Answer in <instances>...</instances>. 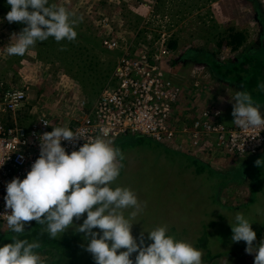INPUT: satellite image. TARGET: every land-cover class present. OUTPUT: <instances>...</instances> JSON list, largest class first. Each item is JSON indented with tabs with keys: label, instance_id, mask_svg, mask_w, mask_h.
I'll return each instance as SVG.
<instances>
[{
	"label": "rangeland",
	"instance_id": "rangeland-1",
	"mask_svg": "<svg viewBox=\"0 0 264 264\" xmlns=\"http://www.w3.org/2000/svg\"><path fill=\"white\" fill-rule=\"evenodd\" d=\"M49 2L83 18L75 28L76 40L57 43L50 37L21 57L9 56L6 49L15 41L13 34L25 25L8 23L5 17L10 5L0 0V83L2 87L27 90V99L17 113L23 123L41 114L53 120L64 117L61 122L68 123L74 116L68 111L76 109L80 98L90 101L97 97L106 87L118 55L117 50L103 47L100 41L104 35L114 37L134 51L159 47L162 36L168 43L175 41L176 47H170L172 55L168 63L186 87L187 97L181 98V109L191 111L215 104L229 108L228 112L232 113V97L241 91L238 84L223 80L208 64L193 58L194 52L211 53L214 60L226 63L264 45V0ZM238 31L245 37L242 44L228 45L226 38ZM61 47L66 50L62 51ZM137 136L128 135L127 139L118 141L116 147L124 157L123 171L112 185L113 188L127 187L141 202H146L131 230L137 242L143 233L147 246L151 243L147 231L166 225L169 235L203 252V264L208 250L220 252L208 264H253L254 254L245 252V242L232 241L230 224H234L237 213L243 214L252 222L256 233L254 245L264 242V150L239 159L215 155L207 164L204 162L208 166L199 163L204 170L197 174L194 159L183 151L165 147L150 138L139 136L136 141ZM219 213L221 218L217 217ZM85 218L86 214L79 221L74 220V224H82ZM212 219L216 220L214 236H206L209 241L205 246L195 244V238L200 236L198 231H213L207 228ZM0 230H8L7 225L0 224ZM68 230L70 235L77 233L73 228ZM81 243L77 240L80 248ZM40 254L45 262L52 258L49 254ZM135 256L133 253L130 258L134 261ZM84 264H95V261L86 260Z\"/></svg>",
	"mask_w": 264,
	"mask_h": 264
},
{
	"label": "clouds",
	"instance_id": "clouds-1",
	"mask_svg": "<svg viewBox=\"0 0 264 264\" xmlns=\"http://www.w3.org/2000/svg\"><path fill=\"white\" fill-rule=\"evenodd\" d=\"M6 2L10 5L7 22L25 25L13 34L15 41L6 49L9 56L23 57L38 42L50 37L57 43L76 40L75 28L83 18L66 7L50 4L49 0ZM61 50L66 49L61 47ZM257 90L264 91V82L257 84ZM232 101V123L244 130H264L261 111L264 105L257 103L247 91H236ZM63 118L55 121L60 123ZM39 140V157L25 178H13L6 184V211L2 216L14 235L12 243L0 247V264H45L41 254L35 251L41 247L39 242L18 238L32 221L43 225L41 234L46 233L50 239L61 237L69 228L83 233L88 240L85 250L95 264H203V252L169 235L166 225L147 231L151 241L147 246L143 233L139 243L133 237L132 226L146 202H141L127 187H112L120 175L124 157L107 133L89 139L83 131L55 127L43 133ZM79 140L85 142L70 154L61 145V141L75 144ZM7 210H11L10 214ZM85 214L82 224H74V220L79 221ZM234 221L230 224L232 241L245 242V252L254 254L253 264H264V242L254 245L256 233L252 222L240 213ZM133 253H136L134 261L130 258Z\"/></svg>",
	"mask_w": 264,
	"mask_h": 264
},
{
	"label": "built area",
	"instance_id": "built-area-1",
	"mask_svg": "<svg viewBox=\"0 0 264 264\" xmlns=\"http://www.w3.org/2000/svg\"><path fill=\"white\" fill-rule=\"evenodd\" d=\"M160 41L154 49L134 51L104 35L100 41L103 47L118 53L109 81L93 100L80 98L68 123L45 114L26 123L19 121L17 113L27 99V90L0 83V163L5 161L0 166V224L7 225L2 216L6 184L13 178H25L39 157V139L55 127L83 131L89 139L107 133L115 147L128 135L137 134L206 164L215 155L239 159L264 150V130L237 127L229 108L211 104L197 111L181 109L186 87L168 63L172 55L168 39L162 36ZM84 142L61 141V145L70 154ZM7 211L10 214L11 210Z\"/></svg>",
	"mask_w": 264,
	"mask_h": 264
},
{
	"label": "trees",
	"instance_id": "trees-1",
	"mask_svg": "<svg viewBox=\"0 0 264 264\" xmlns=\"http://www.w3.org/2000/svg\"><path fill=\"white\" fill-rule=\"evenodd\" d=\"M245 39L244 34L242 32H232L226 38V43L228 45H241L243 40ZM263 40H264V20H263ZM167 46L170 48L176 47V42L172 41L171 43H167ZM264 54V45L259 47V49H254L252 51L243 52L239 58L230 62H218L214 60L213 54H206L201 52L200 54H196L194 52L193 58H197L198 60H202L204 63L208 64L211 70L222 78L223 80L230 81L232 83H236L239 85L241 91L249 92L254 100L259 104H264V91L257 90V84L264 82V58L261 56ZM258 96V98L256 97ZM139 135L135 138L136 141L139 140ZM144 139H148V137L140 136ZM141 140V139H140ZM194 159V158H193ZM194 164H196L195 172L201 173L203 170L201 169L205 163L194 159ZM123 163V162H121ZM201 165H200V164ZM123 171V167L121 169ZM231 210V209H230ZM215 211H213V214ZM208 214V213H207ZM217 217H222V214L219 213ZM210 222V221H209ZM208 222V223H209ZM202 224L203 223L201 220ZM216 220H211L210 224H207V228L211 227L212 229L215 227ZM43 225H38L35 221H33L28 227H25L24 234L20 235L19 239H26L29 242L37 241L40 243L41 247L36 249L35 251L39 253H45L52 256V258L45 262V264H84L86 260H92V256L89 252H87L86 246L87 241L84 239V234L71 233L70 230H67L65 233L61 235V237H57L56 239H50L48 235L41 234ZM213 231L210 233L206 229L204 233L198 231L200 236L195 238V244L205 246V244L209 241L207 239L208 236H212ZM216 233V232H215ZM12 233L9 230L1 231L0 230V247L4 244L12 243L11 237ZM218 235V232H217ZM207 236V237H206ZM214 236V235H213ZM217 237V236H216ZM77 240L82 241V247L80 248L77 244ZM220 252L213 253L210 250L205 254V264H208L211 259L219 255Z\"/></svg>",
	"mask_w": 264,
	"mask_h": 264
}]
</instances>
